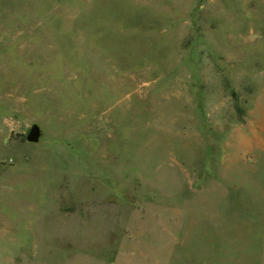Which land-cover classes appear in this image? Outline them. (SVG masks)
Instances as JSON below:
<instances>
[{"label":"rangeland","instance_id":"1","mask_svg":"<svg viewBox=\"0 0 264 264\" xmlns=\"http://www.w3.org/2000/svg\"><path fill=\"white\" fill-rule=\"evenodd\" d=\"M0 264H264V0H0Z\"/></svg>","mask_w":264,"mask_h":264},{"label":"water","instance_id":"2","mask_svg":"<svg viewBox=\"0 0 264 264\" xmlns=\"http://www.w3.org/2000/svg\"><path fill=\"white\" fill-rule=\"evenodd\" d=\"M39 136H40L39 127L36 124H33L27 133V137L30 140H36L38 139Z\"/></svg>","mask_w":264,"mask_h":264}]
</instances>
